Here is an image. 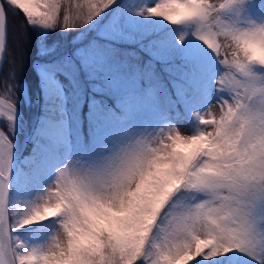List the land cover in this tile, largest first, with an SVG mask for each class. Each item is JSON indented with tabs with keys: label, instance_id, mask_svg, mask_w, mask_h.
I'll return each instance as SVG.
<instances>
[{
	"label": "snow or ice",
	"instance_id": "obj_1",
	"mask_svg": "<svg viewBox=\"0 0 264 264\" xmlns=\"http://www.w3.org/2000/svg\"><path fill=\"white\" fill-rule=\"evenodd\" d=\"M239 2L161 0L144 9L193 27L225 66L217 91L232 102L224 101L218 120L193 113L196 124L211 131L197 126L181 135L169 127L171 145L161 134L154 147L138 142L101 154L87 168L61 171L40 202L22 209L9 203L11 164L0 146V264H222L230 252L264 264V73L252 71L264 70V25L226 24L221 12ZM6 3L29 23L61 22L60 0ZM113 3L89 4L84 23ZM6 15L0 3V21ZM69 19L65 11L63 25H77ZM49 220L63 235L39 248L26 249L12 235Z\"/></svg>",
	"mask_w": 264,
	"mask_h": 264
},
{
	"label": "rangeland",
	"instance_id": "obj_2",
	"mask_svg": "<svg viewBox=\"0 0 264 264\" xmlns=\"http://www.w3.org/2000/svg\"><path fill=\"white\" fill-rule=\"evenodd\" d=\"M60 2V23L47 27L30 23L42 35L48 33L46 40L39 35L36 46L41 57L36 70L38 83L31 86L24 79L17 81L11 69L0 82L4 112L19 115L22 82L27 84L28 100L33 105L26 115L23 112L30 141L17 163L8 195L10 205L21 209L24 204L40 202L55 186L61 171L71 174L87 168L101 154L134 147L138 142L153 141L149 147H154L161 134L163 143L171 145L169 127L181 135L193 134L197 126L211 131L207 124L197 125L193 113H211L205 118L218 120L224 101L232 102L229 93L217 91L216 80L226 71L225 66L214 52L197 49L200 39H196L195 29L144 14L146 7H154L161 0H114L88 23L83 21L88 5L95 6L101 0ZM0 3L9 12L14 10L6 0ZM65 11L70 17L69 25H77H63ZM77 15L80 20H76ZM220 17L236 28L264 25V14L259 15L258 9L240 2L223 10ZM172 26L174 31L170 30ZM99 41L146 54L162 63L166 72L178 73L182 85L176 79L171 93L161 82L142 88L132 63L112 54L110 47L99 48L95 44ZM59 61L64 66L55 68ZM177 62L180 64L176 72L169 63ZM252 71L264 73L257 66ZM0 128L11 153L14 152L18 141L16 129L6 119H1ZM58 230V222L49 220L13 229L12 235L26 249H33L50 243L53 236H62ZM227 255L229 259L222 264H257L256 259L239 252ZM260 256L264 259V251Z\"/></svg>",
	"mask_w": 264,
	"mask_h": 264
},
{
	"label": "trees",
	"instance_id": "obj_3",
	"mask_svg": "<svg viewBox=\"0 0 264 264\" xmlns=\"http://www.w3.org/2000/svg\"><path fill=\"white\" fill-rule=\"evenodd\" d=\"M241 5H252L254 9H258L259 15L264 14V0H244L240 2ZM6 27H7V43L5 52V61L2 68L0 69V82L4 81L7 76V70H13L14 78L17 81L24 79L28 85H35L38 83V76L36 75L37 67L41 64V57L38 54V41L40 39L39 35H42L40 30L31 25L22 13L14 9L9 12L7 10ZM174 26L170 27L171 31H174ZM46 35L43 34V40H46ZM99 48L107 47L111 48L112 54H115L120 59L127 60L132 63V65L138 71V78L140 80L139 86H144L145 84L151 86H157L158 82L163 83V86L167 88L168 91L172 92L173 84L176 79L180 80L179 85H182L183 80L178 76V73L172 75L163 69L162 63L153 60L146 54L130 48H119V46L97 42L95 43ZM173 69H177L178 64L169 63ZM63 61L55 62L54 67H63ZM180 105V103H177ZM32 103L25 104L22 102L19 104V109L26 113L31 110ZM24 115V116H25Z\"/></svg>",
	"mask_w": 264,
	"mask_h": 264
},
{
	"label": "water",
	"instance_id": "obj_4",
	"mask_svg": "<svg viewBox=\"0 0 264 264\" xmlns=\"http://www.w3.org/2000/svg\"><path fill=\"white\" fill-rule=\"evenodd\" d=\"M1 28H2L1 33H2V36H3V43H2V45H0V69H1L2 63L4 61L3 58L5 57V49H6V41H7V27H6V23L5 22L3 24V27H1ZM21 90L23 92L24 97L26 98L25 100H27L28 96H27V90H26V85L25 84L21 85ZM22 121H23V129L20 130V131H16V135L18 137V141L16 142V145H15V150L13 152L14 153L13 157L10 160V164H11V180H10V184H11V181H12V178H13L14 171H15L16 166H17L16 163H18V160H19L23 150L26 147V144H27L26 141H28V139H29V134H28V131L26 129V122L24 121V119ZM10 184H9V188H8V195L10 193V186H11ZM8 199H9V196H8Z\"/></svg>",
	"mask_w": 264,
	"mask_h": 264
},
{
	"label": "bare ground",
	"instance_id": "obj_5",
	"mask_svg": "<svg viewBox=\"0 0 264 264\" xmlns=\"http://www.w3.org/2000/svg\"><path fill=\"white\" fill-rule=\"evenodd\" d=\"M210 2H216V0H210ZM3 24H4V20L0 21V33L2 30L1 27H3ZM196 39H198V38H196ZM197 47H198L197 49H201V50H203V48H205L206 50L208 49V51H205L207 53H210V51L213 52L211 49H209L207 47V45L204 44V42L202 40L197 41ZM1 100L2 99L0 98V122H1V119H6V120H8V122H10L12 124L14 129H16L18 131L22 130L23 129V121L21 120V117L12 111H5L4 112V110H2L3 106H2ZM2 132L3 131L0 129V146H2L4 148V150L7 152L8 156L11 160V158L13 157V154H12L13 152L11 153L10 146L7 143L8 140L5 137V134Z\"/></svg>",
	"mask_w": 264,
	"mask_h": 264
}]
</instances>
